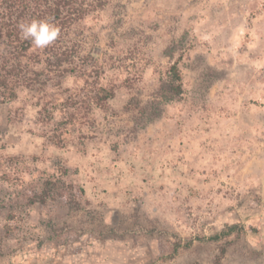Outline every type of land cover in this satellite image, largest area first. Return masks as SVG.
Instances as JSON below:
<instances>
[{"label": "rangeland", "instance_id": "1", "mask_svg": "<svg viewBox=\"0 0 264 264\" xmlns=\"http://www.w3.org/2000/svg\"><path fill=\"white\" fill-rule=\"evenodd\" d=\"M102 1L0 102V264H264V0Z\"/></svg>", "mask_w": 264, "mask_h": 264}, {"label": "trees", "instance_id": "2", "mask_svg": "<svg viewBox=\"0 0 264 264\" xmlns=\"http://www.w3.org/2000/svg\"><path fill=\"white\" fill-rule=\"evenodd\" d=\"M102 4L93 5L88 0H0V43L6 46V54L0 53V102L6 103L18 98V89L22 86L21 74L27 67L25 59L32 54L33 45L28 40L20 38L18 25L22 21L32 19H49L61 29V34L57 41L46 47L49 58H55L57 66L69 61L71 52L64 48L63 41L75 27ZM171 94L182 93V75L178 65L174 64L170 72ZM114 89L100 86L93 102L99 108H105L108 100L114 97ZM53 181H46L40 193L34 192L30 202L45 203L47 198H52L51 189ZM251 232L258 235L260 229L255 226H247L241 223L227 225L220 232L210 237H201L199 241L209 240L219 242L226 240V244L240 240ZM235 237L234 239H232ZM179 238L174 244L172 254L168 257L173 259L180 249H188L193 242ZM226 253V248L222 247L221 254ZM221 257L218 258L220 262Z\"/></svg>", "mask_w": 264, "mask_h": 264}, {"label": "clouds", "instance_id": "3", "mask_svg": "<svg viewBox=\"0 0 264 264\" xmlns=\"http://www.w3.org/2000/svg\"><path fill=\"white\" fill-rule=\"evenodd\" d=\"M20 38L28 40L37 49H43L57 41L61 29L49 19H32L18 25Z\"/></svg>", "mask_w": 264, "mask_h": 264}]
</instances>
